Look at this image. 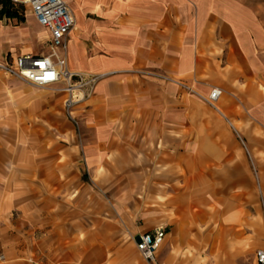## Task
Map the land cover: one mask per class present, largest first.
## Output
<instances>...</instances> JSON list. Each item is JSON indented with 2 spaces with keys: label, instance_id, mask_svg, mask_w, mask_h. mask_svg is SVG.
<instances>
[{
  "label": "crops",
  "instance_id": "crops-1",
  "mask_svg": "<svg viewBox=\"0 0 264 264\" xmlns=\"http://www.w3.org/2000/svg\"><path fill=\"white\" fill-rule=\"evenodd\" d=\"M65 2L66 66L99 79L74 109L75 137L62 92L19 83L35 105L26 127L41 133L23 151L0 147L15 161L0 165V264H150L136 236L158 228L160 264H252L264 249V22L245 0ZM23 54L39 53L0 62Z\"/></svg>",
  "mask_w": 264,
  "mask_h": 264
},
{
  "label": "built area",
  "instance_id": "built-area-1",
  "mask_svg": "<svg viewBox=\"0 0 264 264\" xmlns=\"http://www.w3.org/2000/svg\"><path fill=\"white\" fill-rule=\"evenodd\" d=\"M28 8L36 22L49 32V53L23 54L14 62H0V70L34 87H52L65 95L63 111L75 122L72 112L78 102L92 94L99 76L70 71L66 66L67 37L75 20L65 0H9ZM221 92L213 89L208 102L213 104ZM165 236L163 228L136 236V249L150 264H160L157 260L159 247ZM252 264H264V249L255 252Z\"/></svg>",
  "mask_w": 264,
  "mask_h": 264
},
{
  "label": "rangeland",
  "instance_id": "rangeland-1",
  "mask_svg": "<svg viewBox=\"0 0 264 264\" xmlns=\"http://www.w3.org/2000/svg\"><path fill=\"white\" fill-rule=\"evenodd\" d=\"M245 4L252 9V11H254L258 19L264 22V0H245ZM18 5L23 6L25 21L18 22L17 20H2L0 26V57H2L6 52H11L12 54L19 53L23 47H29L34 53H49V47L45 44V32L31 18L28 8L22 4ZM0 71L4 72L3 70ZM10 77L4 76L0 82V140L2 141H0V147L6 150L12 149V153H17L18 151H23V149H26L29 146L27 144L28 139L30 140L29 137L38 138L41 133L40 130L32 128L29 129L26 127L29 122L35 120L36 115H34V113H30V111L33 112L35 109V105L33 100H30L24 92L20 91V89L23 88L19 83L27 84L39 91L48 92L50 90H55L52 87H34L14 76ZM80 102H78V104ZM62 113V121L66 123L67 121L64 119L66 114L63 111V107ZM72 115L75 116L74 110ZM67 119L75 127L74 132L72 131V128H69L68 136L72 137L73 135V137H75L77 124L68 117ZM57 131H59V129L53 130V132L59 136L58 140H60V134ZM19 147L22 148V150H19ZM38 147L39 145H37V149ZM14 163L15 161L13 160H0V165H9L10 168H12ZM80 172L82 178L89 181V173L86 166L82 162L80 165ZM0 260H3V256H0Z\"/></svg>",
  "mask_w": 264,
  "mask_h": 264
},
{
  "label": "trees",
  "instance_id": "trees-1",
  "mask_svg": "<svg viewBox=\"0 0 264 264\" xmlns=\"http://www.w3.org/2000/svg\"><path fill=\"white\" fill-rule=\"evenodd\" d=\"M3 18L22 22L24 20L23 6L15 5L9 0H0V19Z\"/></svg>",
  "mask_w": 264,
  "mask_h": 264
}]
</instances>
